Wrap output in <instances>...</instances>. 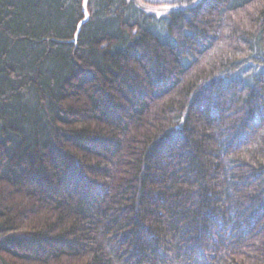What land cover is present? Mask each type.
Wrapping results in <instances>:
<instances>
[{
	"label": "trees",
	"instance_id": "obj_1",
	"mask_svg": "<svg viewBox=\"0 0 264 264\" xmlns=\"http://www.w3.org/2000/svg\"><path fill=\"white\" fill-rule=\"evenodd\" d=\"M0 264H264V0H0Z\"/></svg>",
	"mask_w": 264,
	"mask_h": 264
},
{
	"label": "rangeland",
	"instance_id": "obj_2",
	"mask_svg": "<svg viewBox=\"0 0 264 264\" xmlns=\"http://www.w3.org/2000/svg\"><path fill=\"white\" fill-rule=\"evenodd\" d=\"M145 1H153V2H158V1H164V0H145Z\"/></svg>",
	"mask_w": 264,
	"mask_h": 264
},
{
	"label": "water",
	"instance_id": "obj_3",
	"mask_svg": "<svg viewBox=\"0 0 264 264\" xmlns=\"http://www.w3.org/2000/svg\"><path fill=\"white\" fill-rule=\"evenodd\" d=\"M137 2V0H134ZM87 0H84V8H86Z\"/></svg>",
	"mask_w": 264,
	"mask_h": 264
}]
</instances>
